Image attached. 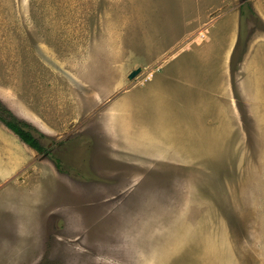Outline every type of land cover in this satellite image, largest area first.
Returning a JSON list of instances; mask_svg holds the SVG:
<instances>
[{
    "label": "rangeland",
    "instance_id": "374dc122",
    "mask_svg": "<svg viewBox=\"0 0 264 264\" xmlns=\"http://www.w3.org/2000/svg\"><path fill=\"white\" fill-rule=\"evenodd\" d=\"M249 3L0 0V264H264Z\"/></svg>",
    "mask_w": 264,
    "mask_h": 264
},
{
    "label": "trees",
    "instance_id": "16d2710c",
    "mask_svg": "<svg viewBox=\"0 0 264 264\" xmlns=\"http://www.w3.org/2000/svg\"><path fill=\"white\" fill-rule=\"evenodd\" d=\"M242 2L241 8V16H244V9L246 8L249 12H251V7L249 0H240ZM238 45V44H237ZM237 47V46H236ZM235 47V48H236ZM0 122L15 136L19 138V140L24 143L29 148L33 149L37 153H43V149L39 144L38 139L32 134L30 126L25 122H22L16 119L12 113L4 107V105L0 102ZM56 164V163H55ZM56 167L58 165L56 164ZM59 168V167H58Z\"/></svg>",
    "mask_w": 264,
    "mask_h": 264
},
{
    "label": "crops",
    "instance_id": "0c3cea01",
    "mask_svg": "<svg viewBox=\"0 0 264 264\" xmlns=\"http://www.w3.org/2000/svg\"><path fill=\"white\" fill-rule=\"evenodd\" d=\"M250 47L249 48H252L253 50H254V54L250 57V59H249V61H255L256 60V57H257V55H260L261 53H257V52H259V51H264V41H259V42H257L256 43V41L255 40H253V41H251V43H250V45H249ZM223 70L224 71H226V70H228V67L227 68H224L223 67ZM231 70H232V68H231ZM234 70H237V68L235 67L234 68ZM233 70V71H234ZM240 71H241V69H239ZM242 71H243V73H244V75L241 77V80H240V82H239V87H242L243 86V88L246 86L247 87V85H248V83L249 84H254V85H256L257 87H259V89H261V87H263L264 86V69H263V71H262V73H261V75L262 76H260V78L258 79L256 76H252L251 74H252V72L251 73H249V68H248V65H244L243 66V69H242ZM202 72V71H201ZM212 76H213V74H212ZM218 76H219V74H218ZM202 77V80H203V76H201V75H197V74H193V71L192 70H189V71H187L186 72V74H182V79H181V82H183V81H187L188 82V84H190V82H193V81H198L200 78ZM214 77V76H213ZM257 78V79H256ZM206 79H207V77H206ZM228 79H229V74H228ZM205 80V79H204ZM208 80V79H207ZM223 80H224V78H223ZM257 80H260V82L258 83L257 82ZM245 85V86H244ZM191 86V85H190ZM219 86V85H218ZM191 88H193L192 86H191ZM196 89V94H198L199 92H198V89L197 88H195ZM243 94H244V92H243ZM255 95H258V93H255ZM261 97V96H260ZM264 99V98H263ZM260 100H261V98H260ZM0 124L3 126V127H5L1 122H0ZM6 128V127H5ZM7 129V128H6ZM9 131V130H8ZM11 132V131H10Z\"/></svg>",
    "mask_w": 264,
    "mask_h": 264
}]
</instances>
